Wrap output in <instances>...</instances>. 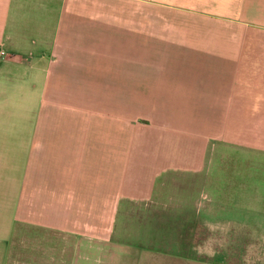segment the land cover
Returning a JSON list of instances; mask_svg holds the SVG:
<instances>
[{"label": "crops", "instance_id": "0c3cea01", "mask_svg": "<svg viewBox=\"0 0 264 264\" xmlns=\"http://www.w3.org/2000/svg\"><path fill=\"white\" fill-rule=\"evenodd\" d=\"M0 48L22 220L105 238L120 205L162 203L174 176L202 183L208 226L209 185L221 210L264 204V0H0ZM232 146V166L211 163Z\"/></svg>", "mask_w": 264, "mask_h": 264}, {"label": "rangeland", "instance_id": "374dc122", "mask_svg": "<svg viewBox=\"0 0 264 264\" xmlns=\"http://www.w3.org/2000/svg\"><path fill=\"white\" fill-rule=\"evenodd\" d=\"M26 95L29 93L23 92L21 97ZM17 99L15 96L17 109L12 105L10 110L25 112L21 107L25 102ZM0 128L5 133L8 125ZM7 143L0 141V264H264V204L257 203L249 209L235 207L230 199H225L227 204L221 210L216 204L217 188L209 185L205 191L214 203L209 206L208 226L201 221L202 215L207 216L208 200L200 195L203 185L197 178L187 180L174 176L167 182L162 199L167 197L162 203L120 205L105 238L78 237L24 221L21 218L26 208L18 202L25 190L10 188L20 176L23 163H12ZM224 151V157L213 158V165L220 159L222 164L232 166L235 155H243L233 146ZM11 168L15 170L13 173ZM216 177L223 186L227 182L232 184V179L222 182L225 181L223 173ZM234 214L248 219L241 220L240 224H255L256 233L243 227L234 236L218 231L216 225L224 222L229 227L223 218Z\"/></svg>", "mask_w": 264, "mask_h": 264}, {"label": "built area", "instance_id": "2783aa9c", "mask_svg": "<svg viewBox=\"0 0 264 264\" xmlns=\"http://www.w3.org/2000/svg\"><path fill=\"white\" fill-rule=\"evenodd\" d=\"M4 56H6V52L3 48H0V59H2Z\"/></svg>", "mask_w": 264, "mask_h": 264}]
</instances>
